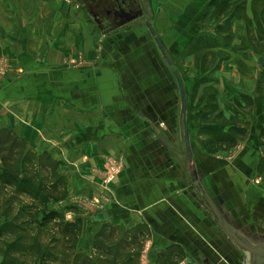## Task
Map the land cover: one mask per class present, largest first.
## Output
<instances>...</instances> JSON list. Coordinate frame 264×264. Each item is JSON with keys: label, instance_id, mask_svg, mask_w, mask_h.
Instances as JSON below:
<instances>
[{"label": "crops", "instance_id": "crops-1", "mask_svg": "<svg viewBox=\"0 0 264 264\" xmlns=\"http://www.w3.org/2000/svg\"><path fill=\"white\" fill-rule=\"evenodd\" d=\"M86 1L0 0V128L63 162L66 204L91 224L104 207L113 224L145 222L157 249L177 244L196 264H239L204 193L239 229L264 234V46H244L232 55L248 53L244 68L232 61L199 83L207 74L189 43L216 34L204 19L210 0H146V15L111 31ZM211 85L227 119L239 110L249 122L230 156L200 142L196 107Z\"/></svg>", "mask_w": 264, "mask_h": 264}, {"label": "trees", "instance_id": "trees-1", "mask_svg": "<svg viewBox=\"0 0 264 264\" xmlns=\"http://www.w3.org/2000/svg\"><path fill=\"white\" fill-rule=\"evenodd\" d=\"M244 2L245 0L242 2L238 0H210L207 11L204 13V19H207L209 11L214 9L215 18L224 16L226 18V29L228 26L232 27L234 23L232 21L238 16H242L240 12H244ZM223 26L222 23H218L215 26L216 34L214 36L209 33L198 34L189 43V49L196 55V65L202 74L210 73L215 68H218L216 67L218 61L214 65L212 64L213 66L210 68H208L207 64L210 60L212 61L213 53L218 52L220 39H225ZM230 37L231 34L227 37L229 43L231 41ZM216 58L218 59V54ZM204 76L206 77L208 74ZM204 78L199 83H204ZM240 98L250 104L247 95L241 94ZM203 100L204 97L201 95L199 105L203 103ZM235 103L241 110L240 101L236 100ZM208 104V106L206 104L205 110L201 113L202 125L198 130L199 136H202L200 137V142L204 149L209 153L227 150L233 148L248 136L249 125L240 120L238 116L239 110H236V114L227 119L217 102V98L216 101L214 100ZM260 136L264 138V128L261 129ZM0 160V191L1 186H9L14 188L17 194L29 195L34 200L41 197L44 192L49 191L51 200L57 203L68 198L69 176L63 170V162L47 151L42 153L34 152L29 148L25 138L8 127L0 128ZM257 170L259 173L264 174V157L260 159ZM42 172L53 175L54 182L52 181L50 186L46 185L43 176L39 179L37 178L38 174H42ZM63 213L64 210L56 208L47 213L45 218L57 223L59 233L63 237V239H58V241L69 245V250H72L74 254V257L70 254L66 255L64 261L68 262L73 258L74 262L71 264H78L81 260V264H87L86 262L88 261L92 264H99L98 261H93L92 258L83 253L75 252L84 224L81 215L75 217L74 220H66L62 218ZM96 223H101L102 225L95 235L93 248L94 254L99 253L103 257L100 261L101 264H140V251L131 252L127 248L133 245L138 238H141V244H143L146 235L151 237L150 228L145 222L131 228L112 225L110 221H96ZM22 228V224L8 221L1 226L0 232L18 234ZM119 228L123 232L118 241L116 243L107 242V240H111ZM12 248H15V244L12 245ZM155 251L156 255L151 257L152 264H181L182 261H185L184 264H194L189 261L188 254L180 245L173 244L165 248H155Z\"/></svg>", "mask_w": 264, "mask_h": 264}, {"label": "rangeland", "instance_id": "rangeland-1", "mask_svg": "<svg viewBox=\"0 0 264 264\" xmlns=\"http://www.w3.org/2000/svg\"><path fill=\"white\" fill-rule=\"evenodd\" d=\"M242 2L243 0H238ZM245 9L244 12H240L242 16H238L234 21H232L233 26H228L226 29V18L224 16L215 18L214 9L209 11L207 22L213 21L216 26L218 23L224 25L225 39L221 38L218 46V52L213 53V59L210 60L207 64L208 68L212 67L217 61L218 65L216 67L220 68L222 65H227L230 62L236 61L240 66V69L245 67L246 60L249 59V55L245 52L243 58H232V55L238 54V51H241L244 46L245 48H255L256 51L261 50L264 46V0H245ZM248 9L251 10V16L247 15ZM224 23V24H223ZM214 26V28H215ZM231 34V41L229 43L227 37ZM245 34V35H244ZM249 36L250 43L244 41V37ZM257 35V36H256ZM227 43V44H226ZM248 44V45H247ZM218 54V59L216 58ZM262 56L256 57V63L259 64V61ZM211 59V58H209ZM231 60V61H230ZM213 64V65H212ZM214 68V67H213ZM210 77V75H208ZM208 76L204 78L205 82H214V79H210ZM198 91L195 90L193 94V99L197 96ZM203 108L202 112L211 103L216 101L217 91L213 85L204 89L202 93ZM213 97V99H212ZM249 106V105H248ZM200 107L198 105L196 110ZM247 108V107H246ZM249 125V122H246ZM247 138V137H246ZM245 138V139H246ZM242 144V143H241ZM244 144V143H243ZM238 149V148H236ZM232 149L219 150L217 152L223 151L226 154L230 153ZM235 150H233L234 152ZM232 152V153H233ZM221 154V153H219ZM1 165V160H0ZM50 171V170H49ZM44 177L46 185L50 186L51 182H54L53 175L50 173L42 172L38 174V179ZM255 183H258L255 181ZM263 182V180L261 181ZM0 191V228L1 226L8 221H15L17 224H22L23 228L19 230L18 234L4 233L0 232V264H71L74 262V259L64 261L66 255L70 254L74 257L72 250H69V245L63 244L58 241V239H63L62 235L59 233V228L57 223L53 220H46V214L50 211L60 208L64 210L63 219L74 220L75 217L81 215L83 219V230L80 236V240L75 249V252L83 253L88 257L92 258L93 261H100L103 259L99 253L94 254V241L95 235L101 227V223L91 224V218H84L80 214L79 210L73 205H67L66 200L60 201L59 203L51 200V193L49 191L44 192L41 197L37 200H34L29 195H19L16 193L14 188L9 186H1ZM18 216V217H17ZM44 221V223H42ZM120 223V222H119ZM112 225H117L113 224ZM124 226L119 224L117 226ZM220 235L222 238L226 239L229 246L233 248L238 254V263L245 264L246 255L244 250L240 249L233 241L226 235L224 230L220 227ZM109 231V230H108ZM123 230L121 228L116 230V233L112 236L111 240L107 242H117L119 237L122 235ZM19 235H21L19 237ZM19 238V240H18ZM141 238L127 248L128 251L135 252L140 251V264H152V255H156L155 245L153 243L152 235L148 237L145 236L143 240ZM15 244V248H12V245ZM189 261L196 264L195 259L187 256ZM82 260L78 263L81 264ZM87 264H92L90 261L86 262ZM185 261H182L181 264H184ZM77 264V263H76Z\"/></svg>", "mask_w": 264, "mask_h": 264}, {"label": "water", "instance_id": "water-1", "mask_svg": "<svg viewBox=\"0 0 264 264\" xmlns=\"http://www.w3.org/2000/svg\"><path fill=\"white\" fill-rule=\"evenodd\" d=\"M130 14V13H129ZM128 14V15H129ZM142 12L140 13V15ZM138 15L128 16L120 25L134 20ZM204 196L218 222L226 235L242 250H244L246 264H264V234L250 235L246 231L239 229L234 222L228 220L218 205L211 199L208 193ZM96 221H110L111 217L106 208H100L95 213Z\"/></svg>", "mask_w": 264, "mask_h": 264}, {"label": "flooded vegetation", "instance_id": "flooded-vegetation-1", "mask_svg": "<svg viewBox=\"0 0 264 264\" xmlns=\"http://www.w3.org/2000/svg\"><path fill=\"white\" fill-rule=\"evenodd\" d=\"M146 0H87L92 18L105 31L126 26L147 13ZM142 14L140 15V13ZM130 13V14H129ZM129 14V15H128ZM138 15L134 20L120 25L128 16Z\"/></svg>", "mask_w": 264, "mask_h": 264}, {"label": "built area", "instance_id": "built-area-1", "mask_svg": "<svg viewBox=\"0 0 264 264\" xmlns=\"http://www.w3.org/2000/svg\"><path fill=\"white\" fill-rule=\"evenodd\" d=\"M2 62V60H1V58H0V63ZM3 71L2 70H0V73H2ZM94 202L97 204V205H99L100 203H101V201H100V199L99 198H96V199H94Z\"/></svg>", "mask_w": 264, "mask_h": 264}]
</instances>
